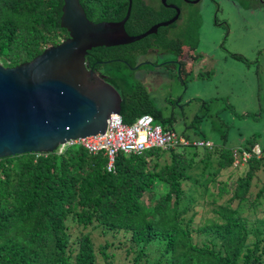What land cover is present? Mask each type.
I'll return each instance as SVG.
<instances>
[{"label": "trees", "instance_id": "trees-1", "mask_svg": "<svg viewBox=\"0 0 264 264\" xmlns=\"http://www.w3.org/2000/svg\"><path fill=\"white\" fill-rule=\"evenodd\" d=\"M186 1H165L179 15L154 34L87 51V68L122 96L123 124L147 115L161 126L157 109L133 78L138 62L166 55L182 80L185 64L198 56L186 47L187 27L201 0ZM237 1L248 11L264 7L261 0ZM78 3L88 21L118 22L128 0ZM61 6L62 0H0V65L27 62L66 38L59 27ZM174 14L160 0H130L124 31L142 34ZM206 143L177 137L165 149L119 152L110 171L102 152L89 154L79 145L1 158L0 264H113L120 255L123 264H264V147L254 139L238 147ZM190 145L200 149L190 151ZM228 169L235 174L222 179ZM96 232L103 239L98 244L92 240Z\"/></svg>", "mask_w": 264, "mask_h": 264}, {"label": "rangeland", "instance_id": "rangeland-1", "mask_svg": "<svg viewBox=\"0 0 264 264\" xmlns=\"http://www.w3.org/2000/svg\"><path fill=\"white\" fill-rule=\"evenodd\" d=\"M237 2L201 0L190 11L186 47L193 46L198 56L185 64L182 80L178 67L163 65L171 60L166 56H150L156 66L144 63L133 73L157 109L161 126L176 137L226 147L254 139L264 147V7L248 11ZM243 169L240 166L238 173ZM262 169L264 179V159ZM229 171L235 174L236 169L221 178ZM92 240L98 244L103 239L96 232ZM123 263V255L113 261Z\"/></svg>", "mask_w": 264, "mask_h": 264}, {"label": "water", "instance_id": "water-1", "mask_svg": "<svg viewBox=\"0 0 264 264\" xmlns=\"http://www.w3.org/2000/svg\"><path fill=\"white\" fill-rule=\"evenodd\" d=\"M160 2L174 10L172 18L128 36L123 26L130 0L120 21L98 23L86 19L78 0H62L59 27L67 37L27 62L0 65V159L52 153L69 140L103 134L109 115H119L122 96L87 68L84 57L93 48L131 44L174 23L179 10Z\"/></svg>", "mask_w": 264, "mask_h": 264}, {"label": "built area", "instance_id": "built-area-1", "mask_svg": "<svg viewBox=\"0 0 264 264\" xmlns=\"http://www.w3.org/2000/svg\"><path fill=\"white\" fill-rule=\"evenodd\" d=\"M176 139L173 132L163 130L150 116H140L132 124L126 125L122 123L119 115H109L103 134L69 140L57 148L79 145L89 154L102 152L107 159V170L110 171L113 169V160L119 152L139 154L154 147L165 149L175 145ZM243 156L248 157L245 154Z\"/></svg>", "mask_w": 264, "mask_h": 264}, {"label": "flooded vegetation", "instance_id": "flooded-vegetation-1", "mask_svg": "<svg viewBox=\"0 0 264 264\" xmlns=\"http://www.w3.org/2000/svg\"><path fill=\"white\" fill-rule=\"evenodd\" d=\"M166 1V0H165ZM191 1H193V0H191ZM191 1H189V3L191 2ZM186 2H188V0L186 1ZM191 4V3H190ZM165 5H172V4H166V2H165ZM174 6V5H173ZM168 8V7H167ZM171 9V8H170ZM178 9V8H177ZM150 56H153V55H148V60L147 61H140V62H138L137 63V65L136 66H140V65H142V64H148V63H150V66L152 65V67H155L156 65H155V63H152L149 59L151 58ZM156 56V55H155ZM161 55H159V57H160ZM156 57H158V56H156ZM172 62H174V61H172V60H170V61H168V62H166V63H163V65H166V64H169L170 63V65L172 66ZM149 65V64H148ZM134 68V67H133ZM132 68V69H133ZM136 72V71H135ZM98 75H101V74H99V73H97Z\"/></svg>", "mask_w": 264, "mask_h": 264}, {"label": "clouds", "instance_id": "clouds-1", "mask_svg": "<svg viewBox=\"0 0 264 264\" xmlns=\"http://www.w3.org/2000/svg\"><path fill=\"white\" fill-rule=\"evenodd\" d=\"M65 39V38H64ZM63 40V39H62ZM61 40V41H62ZM86 65V64H85ZM97 74V73H96ZM102 76V75H101ZM159 125V124H158ZM253 153L254 154H259V150L258 149H255L254 151H253ZM244 158V156L242 155V157H240V159L242 160V161H244L245 160V158ZM233 166H238V163H237V161L235 160L234 162H233Z\"/></svg>", "mask_w": 264, "mask_h": 264}, {"label": "crops", "instance_id": "crops-1", "mask_svg": "<svg viewBox=\"0 0 264 264\" xmlns=\"http://www.w3.org/2000/svg\"><path fill=\"white\" fill-rule=\"evenodd\" d=\"M164 56H166V55H161L160 57H161V59H164Z\"/></svg>", "mask_w": 264, "mask_h": 264}]
</instances>
